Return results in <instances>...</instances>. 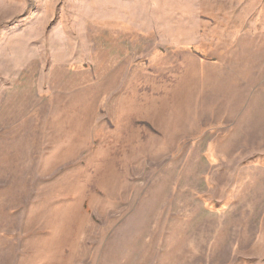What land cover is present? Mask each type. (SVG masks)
I'll use <instances>...</instances> for the list:
<instances>
[{
  "label": "rangeland",
  "instance_id": "374dc122",
  "mask_svg": "<svg viewBox=\"0 0 264 264\" xmlns=\"http://www.w3.org/2000/svg\"><path fill=\"white\" fill-rule=\"evenodd\" d=\"M0 264H264V0H0Z\"/></svg>",
  "mask_w": 264,
  "mask_h": 264
}]
</instances>
